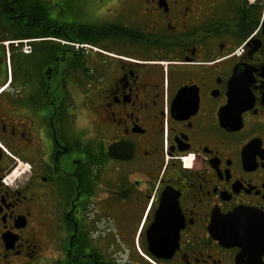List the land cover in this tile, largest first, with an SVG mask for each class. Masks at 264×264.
<instances>
[{"label":"flooded vegetation","instance_id":"1","mask_svg":"<svg viewBox=\"0 0 264 264\" xmlns=\"http://www.w3.org/2000/svg\"><path fill=\"white\" fill-rule=\"evenodd\" d=\"M23 1L0 0V264H264V0Z\"/></svg>","mask_w":264,"mask_h":264},{"label":"rangeland","instance_id":"2","mask_svg":"<svg viewBox=\"0 0 264 264\" xmlns=\"http://www.w3.org/2000/svg\"><path fill=\"white\" fill-rule=\"evenodd\" d=\"M43 1L51 11V15L61 19L63 21L66 17L71 16V10L76 7L80 0H40ZM56 4L55 7H51V4Z\"/></svg>","mask_w":264,"mask_h":264},{"label":"trees","instance_id":"3","mask_svg":"<svg viewBox=\"0 0 264 264\" xmlns=\"http://www.w3.org/2000/svg\"><path fill=\"white\" fill-rule=\"evenodd\" d=\"M29 2H30V0H24L23 1V9H27V7H28V5H29ZM40 5H41V3H40ZM39 5V10H38V15H39V23H49V21H48V19H47V13H46V10L45 9H43L41 6ZM25 19H23L22 21H23V25H25V21H24ZM41 21H43V22H41Z\"/></svg>","mask_w":264,"mask_h":264},{"label":"water","instance_id":"4","mask_svg":"<svg viewBox=\"0 0 264 264\" xmlns=\"http://www.w3.org/2000/svg\"><path fill=\"white\" fill-rule=\"evenodd\" d=\"M112 149H110V153H111Z\"/></svg>","mask_w":264,"mask_h":264}]
</instances>
